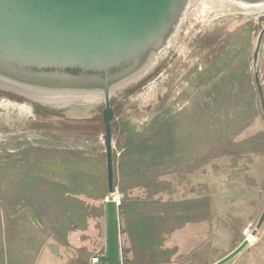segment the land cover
<instances>
[{"label":"rangeland","instance_id":"1","mask_svg":"<svg viewBox=\"0 0 264 264\" xmlns=\"http://www.w3.org/2000/svg\"><path fill=\"white\" fill-rule=\"evenodd\" d=\"M225 4L189 1L165 55L111 98L120 264H212L250 233L234 258L261 256L264 107L253 56L264 7ZM258 71L264 98V37ZM5 96L0 264H94L107 253L103 102L54 111L11 95L6 107Z\"/></svg>","mask_w":264,"mask_h":264},{"label":"water","instance_id":"2","mask_svg":"<svg viewBox=\"0 0 264 264\" xmlns=\"http://www.w3.org/2000/svg\"><path fill=\"white\" fill-rule=\"evenodd\" d=\"M189 1L0 0V86L54 97L65 92V96L104 99L102 137L110 196L106 204L107 254L101 261L107 264L120 261L113 197L115 112L111 95L141 78L140 73L168 48ZM263 37L264 28L257 40L253 66L264 107L258 71ZM263 220L264 214L260 224ZM249 243L246 237L212 264H226Z\"/></svg>","mask_w":264,"mask_h":264},{"label":"bare ground","instance_id":"3","mask_svg":"<svg viewBox=\"0 0 264 264\" xmlns=\"http://www.w3.org/2000/svg\"><path fill=\"white\" fill-rule=\"evenodd\" d=\"M216 1H217L218 4L221 3L222 5H223V2H224V3L232 5L234 7L245 8L247 11H250V12L259 11L260 9H262L264 7V1H262V0L261 1H257L255 3L247 2V1H243V0H216ZM200 2H202V1H200ZM190 3H191V0H190ZM164 52L163 53L160 52L159 56L157 57V59H155L153 61V63L144 72L140 73L141 75L143 74V76H141V78H139V79H137V80H135V81H133L131 83L132 84L133 83L137 84L138 82H140L142 80V78L145 77V75L152 69V66L155 65L160 60V58L165 55ZM121 90H122V88L118 89L116 91H121ZM115 92L111 95V98L115 94ZM0 93H4V94L7 95V96H5L6 98L3 99L4 101L7 100L6 101L7 104H4L6 107L10 106L11 104H13V102H16L15 100L8 98L9 97L8 95L24 99V100L30 102L33 106H36V107L37 106H45V107H48L50 109H53L54 111H57L58 109H66V108H68V109H72V112L73 111L77 112V111L81 110L80 108H86V107H88L90 104H92L94 102H103V104H104V99L102 97H99V96L98 97L97 96H89V95H82V96H79V95H66L65 96V94H67V93L64 92L63 94H59L60 96L54 97V96H47V95H40V94H36V93H31V92H28L26 90H23V88H18L16 86H13L12 88H10V87L6 88L4 86H0ZM61 95H63V96H61ZM20 104H21L20 107H22V109L25 108L28 111H33V109H31L32 107H29L27 102L26 103L22 102ZM12 106H14V105H12ZM111 106H112V101H111ZM103 108H104V106H103ZM83 110L84 109H82L81 111H83ZM102 111H103V109H102ZM113 197H114V194H113ZM252 237H253V235L251 233H250V235L247 236V238H252Z\"/></svg>","mask_w":264,"mask_h":264},{"label":"crops","instance_id":"4","mask_svg":"<svg viewBox=\"0 0 264 264\" xmlns=\"http://www.w3.org/2000/svg\"><path fill=\"white\" fill-rule=\"evenodd\" d=\"M248 239H250V242H252L255 238L253 236L252 238H248ZM262 246H264L263 242H262ZM260 255L261 256L259 258L258 257H256V258H254V257L253 258H245V259L244 258H238V259L233 258V260L236 259V262H237L236 264H264V248H262ZM12 260L13 259H6V264H13ZM61 261H63V260H60V262ZM44 263H45V260H42L39 257L33 261V264H44ZM100 263L101 264H107L106 262H103V261H101ZM54 264H57V263H54Z\"/></svg>","mask_w":264,"mask_h":264},{"label":"built area","instance_id":"5","mask_svg":"<svg viewBox=\"0 0 264 264\" xmlns=\"http://www.w3.org/2000/svg\"><path fill=\"white\" fill-rule=\"evenodd\" d=\"M106 254H107V253H106ZM106 254H104V255H106ZM104 255H100V256L94 257V258L92 259V262H93L94 264H99V263L101 262V257L104 256ZM119 264H120V261H119Z\"/></svg>","mask_w":264,"mask_h":264}]
</instances>
